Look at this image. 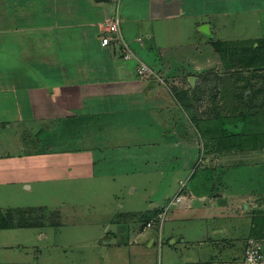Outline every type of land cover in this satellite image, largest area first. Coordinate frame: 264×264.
I'll list each match as a JSON object with an SVG mask.
<instances>
[{"label":"crops","instance_id":"obj_1","mask_svg":"<svg viewBox=\"0 0 264 264\" xmlns=\"http://www.w3.org/2000/svg\"><path fill=\"white\" fill-rule=\"evenodd\" d=\"M260 1L0 0V207L12 193L32 194L33 186L41 187L44 182L90 180L96 175L112 178L115 169L123 170L116 173L119 176H134L140 170L121 166L147 160L136 136H187L174 133L172 109L178 102H174L172 89L214 88V78L211 84H203L206 75L220 76L216 54L209 48L213 43L247 38L228 32L222 35L218 19L251 13L262 18L264 5ZM116 13L120 33L134 56L166 82L138 78L135 61L123 60L117 46H101V37L107 33L105 25ZM184 34H190L193 46L203 47L200 62L194 55L184 64ZM203 97L200 109L207 104ZM51 136L83 145L55 149L50 145ZM88 136H106L107 148L97 151L88 143ZM258 139H241L227 151L245 144L250 163H263L264 142ZM184 147L185 160L188 154ZM148 149L144 154L149 155ZM215 155L207 158L192 184L201 193L193 196L183 190L186 200L170 209L168 221L180 217L190 226L199 222L196 228L184 227V250L180 262L173 264L238 260L249 239L261 240L264 247V239L258 235L260 226L258 229L254 223L264 216V191H231L227 174L237 168L222 177L226 169L215 161ZM188 168L191 163H184V170ZM147 172L155 173L156 169ZM128 186L129 192L136 194L138 187ZM167 200L160 206L149 202L144 211L134 206L123 208L127 218L139 220L146 214V218L151 217L148 222ZM229 217L235 222L226 219ZM164 222L160 232L157 228L138 229L132 240L128 238L130 246L135 245L131 242H143L147 250L160 248ZM171 233L174 236V231ZM195 239L198 245L192 247ZM170 245L176 246V240ZM2 246L7 248V242ZM142 252H135L140 262ZM162 260L158 257L156 264H163Z\"/></svg>","mask_w":264,"mask_h":264},{"label":"rangeland","instance_id":"obj_2","mask_svg":"<svg viewBox=\"0 0 264 264\" xmlns=\"http://www.w3.org/2000/svg\"><path fill=\"white\" fill-rule=\"evenodd\" d=\"M260 2L264 5V0ZM261 16L258 13H251L220 17L218 19V26L221 27L220 33L222 35L226 32L230 35L238 34L240 37H247L246 40L264 38V17L261 18ZM259 22H261L260 25ZM189 36L184 34V64L188 62V58H192L194 55L199 57L197 61L200 62L205 54L200 56L203 47H199L201 45L193 46L194 41ZM231 42L235 43L236 41ZM211 48L209 49L212 51L213 48ZM215 54L220 75L224 74L227 79V71L222 59L217 53ZM160 77L166 82L164 76L160 74ZM234 82V80L231 81V84ZM172 94L175 98L174 102H178L172 109V119L176 126L174 133L187 134V136H136L142 156H148V158L144 159L142 163L121 166L126 170L129 168L140 170L134 176H119L116 173L123 170L115 169L112 178L96 177V175L90 180L44 182L41 187L34 185L32 194L15 192L5 198L7 203L0 207L2 210L40 209L46 213L43 215V223L46 225L37 228L0 231V264H156L158 257L163 258V264L178 263L184 250V227L196 228L195 226L199 222L190 226L180 217L168 221L172 216V211H168L167 220L162 228V246L160 248L153 246L152 250H147L143 247L145 245L143 242L139 244L131 242L133 245L135 244L131 247L128 238L132 240L137 230L142 229L151 217L146 218V214H144L140 215L139 220H132L125 215L127 212L125 209L128 206H134L144 211L149 207V202L157 203L160 206L174 194L176 189L178 191L179 181L187 182V185L184 186L185 193L193 196L199 195L201 192H196L192 184L199 172L205 168L207 158L213 155L212 152L207 151L208 141L213 136H219L220 126L218 124L220 120L226 123L234 121L235 118L227 114L222 119L221 116L220 119L207 120L204 118L202 120L201 116L196 119L184 103V97L182 96L178 100L176 97H179L180 94L174 91ZM205 99H207L206 96ZM256 122L258 130H264V119ZM245 123L251 125L254 124V120L249 118ZM88 137V143L93 144L97 151L107 148L104 146L107 143L106 136ZM259 137L258 142L260 140L264 142V134ZM58 138L59 136L50 138V145L55 149L76 148L79 143L81 146L83 145L79 141L72 143V141H61ZM254 139L247 138L243 141L250 142ZM235 140L230 139V141ZM70 144L72 145L69 146ZM184 145L187 146L188 154L185 160L184 149L186 148ZM243 145L241 149L236 146L237 148L233 149L235 151L231 152L222 149L217 156L215 155V161L224 165L223 168L226 169L222 170L224 172L221 175L223 177L227 171L237 168L227 174V178L231 182V191L237 193L247 190L264 191V162L250 163V157L245 155L246 145ZM249 147L247 148L250 149ZM147 149L149 155L144 154ZM109 150L112 149L109 148ZM209 151L212 150L209 149ZM184 163H191V169L184 170ZM153 167L156 172L148 173L147 169L153 170ZM103 169L105 171L106 168ZM103 171L101 169L100 173ZM39 173L37 172L38 176ZM129 184L138 187L136 194L129 192ZM226 219L232 220V223L235 222L232 217ZM53 224H59V226ZM129 227L131 230H128ZM152 230H156V228ZM171 231H174V236ZM194 233H196V229ZM109 236L111 239H105ZM193 237H197L196 234ZM101 238L104 239L103 244H99ZM173 239L176 240V246L172 247L170 243ZM5 242H7V248L2 246ZM191 243L192 247H196L198 240L195 239ZM103 249L106 253L105 257L101 253ZM138 249L144 250L141 254L142 262L138 258L136 259L138 255L136 256L135 252H138Z\"/></svg>","mask_w":264,"mask_h":264},{"label":"trees","instance_id":"obj_3","mask_svg":"<svg viewBox=\"0 0 264 264\" xmlns=\"http://www.w3.org/2000/svg\"><path fill=\"white\" fill-rule=\"evenodd\" d=\"M211 47L221 57L228 78L224 74H216V85L208 91L203 88L184 92L173 88L172 91L180 94L176 97L178 100L184 97V103L196 119L200 116L202 120L220 119V116L222 119L227 114L235 118L234 121L226 123L220 120L219 136H213L208 141L207 151L217 155L222 149L233 148L236 141L247 138L257 140L264 134V130L259 131L256 126V121L264 119V38L235 43H213ZM233 80L235 82L231 84ZM208 83H212V77L206 75L203 84ZM203 96L207 97V104L200 109ZM249 118L254 120V124L245 123ZM231 138L236 140L230 141ZM44 214V211L34 208L0 209V230L44 227ZM254 221L258 229L260 226L259 237L264 239V216H259Z\"/></svg>","mask_w":264,"mask_h":264},{"label":"built area","instance_id":"obj_4","mask_svg":"<svg viewBox=\"0 0 264 264\" xmlns=\"http://www.w3.org/2000/svg\"><path fill=\"white\" fill-rule=\"evenodd\" d=\"M119 18L117 13L107 21L105 25L106 35L101 37L100 44L102 47L117 46L121 52L122 59L125 61L136 62V74L138 78H156L160 83H163L158 72L149 68L145 63L139 61L132 53L129 45L124 41L119 27ZM185 183H180L178 194L163 206L153 220L145 223L142 231L150 228H157L160 232L162 223L166 219V214L171 208H176L187 196L182 194ZM209 264H264V247L261 240L249 239L246 243L243 256L238 260L212 262Z\"/></svg>","mask_w":264,"mask_h":264},{"label":"water","instance_id":"obj_5","mask_svg":"<svg viewBox=\"0 0 264 264\" xmlns=\"http://www.w3.org/2000/svg\"><path fill=\"white\" fill-rule=\"evenodd\" d=\"M193 79L191 78L190 79V82L192 83L193 81H192ZM102 242V240H99V243H101ZM102 255H103V257H105V255H104V250L102 251Z\"/></svg>","mask_w":264,"mask_h":264}]
</instances>
